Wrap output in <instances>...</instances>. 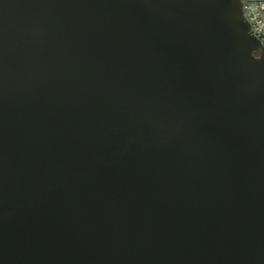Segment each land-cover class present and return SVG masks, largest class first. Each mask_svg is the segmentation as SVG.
Wrapping results in <instances>:
<instances>
[{"label": "water", "instance_id": "obj_1", "mask_svg": "<svg viewBox=\"0 0 264 264\" xmlns=\"http://www.w3.org/2000/svg\"><path fill=\"white\" fill-rule=\"evenodd\" d=\"M0 264H264L244 0H0Z\"/></svg>", "mask_w": 264, "mask_h": 264}, {"label": "built area", "instance_id": "obj_2", "mask_svg": "<svg viewBox=\"0 0 264 264\" xmlns=\"http://www.w3.org/2000/svg\"><path fill=\"white\" fill-rule=\"evenodd\" d=\"M244 11L254 33L264 43V0H244Z\"/></svg>", "mask_w": 264, "mask_h": 264}]
</instances>
